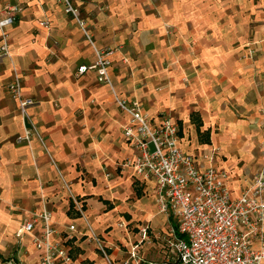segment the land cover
<instances>
[{
    "label": "crops",
    "instance_id": "obj_1",
    "mask_svg": "<svg viewBox=\"0 0 264 264\" xmlns=\"http://www.w3.org/2000/svg\"><path fill=\"white\" fill-rule=\"evenodd\" d=\"M6 1L20 11L7 28L10 61L0 59V264H39L30 236L16 237L32 211L51 212L52 241L71 264H107L38 142L15 143L23 126L5 88L15 72L34 101L31 118L112 260L134 246L146 264L161 255L159 236L173 220L157 212L153 183L129 164L135 152L121 131L128 118L111 89L96 70L77 75L96 61L85 33L96 48L112 50L107 72L119 98L138 102L152 124L169 116L181 149L200 165L217 148L232 198L250 187L264 160V0H73L83 29L58 0ZM248 44L253 60L245 59ZM41 229L36 222L34 233Z\"/></svg>",
    "mask_w": 264,
    "mask_h": 264
},
{
    "label": "built area",
    "instance_id": "obj_2",
    "mask_svg": "<svg viewBox=\"0 0 264 264\" xmlns=\"http://www.w3.org/2000/svg\"><path fill=\"white\" fill-rule=\"evenodd\" d=\"M58 1L65 14L83 29L84 23L73 0ZM19 11L18 5L0 0V59H10L7 28L16 22ZM40 25L46 26L47 23L41 22ZM85 36L96 61L80 66L77 75L96 70L99 72L98 82L112 88L107 72L112 50L96 48L86 33ZM5 88L17 102L22 121V134L16 138V143L30 144L35 137L47 151V144L38 134L28 111L34 101L23 96L16 72ZM113 96L120 112L128 118L121 131L123 140L135 152L129 164L138 178L153 183L159 213L173 220L168 246L176 255V264H264V164L250 187L239 197L232 198L227 173L215 165L217 148H211L203 155L207 165L202 166L181 149L178 126L169 116H162L157 124H152L138 102L119 98L115 93ZM67 190L70 192L68 187ZM70 199L77 214L84 218L79 202L71 195ZM38 221L42 229L34 233ZM87 228L100 253L107 257L100 238ZM69 230L74 231V226ZM147 233L148 227L140 229L142 239L147 238ZM54 234L51 214L42 211L34 215L32 221L23 224L16 237L30 236L34 248L40 251L39 264H71L72 258L66 248L60 242L52 241ZM129 258L140 263L137 246L130 249Z\"/></svg>",
    "mask_w": 264,
    "mask_h": 264
},
{
    "label": "rangeland",
    "instance_id": "obj_3",
    "mask_svg": "<svg viewBox=\"0 0 264 264\" xmlns=\"http://www.w3.org/2000/svg\"><path fill=\"white\" fill-rule=\"evenodd\" d=\"M167 28V27H166ZM252 45L253 44H248V52H247V56H246V58L245 59H247V60H253L254 59V57H255V55H256V50L252 47ZM91 46V45H90ZM102 50H106V49H102ZM9 60V59H8ZM10 61V60H9ZM112 83V82H111ZM110 88V87H109ZM111 89V92H112V95L114 94V91H113V89L112 88H110ZM114 97V96H113ZM33 120V119H32ZM33 122L35 123V121L33 120ZM35 126H36V128H37V132H38V134L43 138V140L46 142V144H47V151H45L42 147H41V145H40V143L38 142V140L34 137V138H32L31 139V141L33 140V139H35L37 142H38V144L40 145V147H41V149H42V151L45 153V155L47 156V158H48V160H49V163H50V165L53 167V169L55 170V172H56V175H57V177H58V179L60 180V182H61V184H62V188L66 191V194H67V198L69 199V200H71L70 199V195L72 196V197H74L78 202H79V206H81V202L79 201V199H77L74 195H73V193L71 192V188H70V183L69 182H67V180L64 178V175H63V173L61 172V170H60V168H59V166H58V164H57V162H56V160L54 159V157L52 156V154H51V152H50V150H49V146H48V142H47V138L45 137V136H42L41 135V133L39 132V129H38V127H37V124L35 123ZM17 138V137H16ZM16 138H15V143H16ZM31 141H30V143H31ZM17 144V143H16ZM27 145H30V144H27ZM261 147H262V150L264 149V141H262V144H261ZM213 148H215V147H213ZM263 164H264V160H263ZM108 177V176H107ZM69 188V190H70V192L67 190V187ZM153 204H154V207H155V209L157 210V212L159 213V211H158V209H157V206H156V203H155V200L153 199ZM8 207L11 209V210H16L17 209V207L15 206V205H13V204H8ZM42 212V211H41ZM48 212V211H47ZM40 212H36V211H32L31 212V215H32V218H34V215H37V214H39ZM50 214H51V212H49ZM83 214H84V211H83ZM161 214V213H160ZM162 215H165V216H167L166 214H162ZM51 216H52V214H51ZM81 219H82V221H83V223H84V225H85V228H86V233H88V236L86 235V238L88 239V241H90V242H92V243H94V246L96 247V250H97V252H98V254L104 259V261L107 263V264H125V262H128V264H136V261L135 260H132V259H130L129 258V252L127 253V252H124L123 253V256L124 257H122V258H120V260L118 261V262H116V261H114V260H112V258L110 257V255H109V253H108V248L106 249L107 250V257H104L101 253H100V251H99V249H98V247H97V245L95 244V242L90 238V232H89V230H88V228L87 227H89V228H91V230L93 231V229H92V227H91V225H90V223H89V221H88V219H87V217L85 216V214H84V218H82L81 217ZM146 227V226H145ZM143 228V227H142ZM169 228H170V224H168V228H167V230H166V233H162L160 236H159V238L161 239V243H160V250L162 251H160V256H158L157 258H155V260H156V262H154V264H176V255L173 253V251L171 250V248L168 246L169 245V240H170V238H169ZM94 232V231H93ZM94 234H96L95 232H94ZM97 235V234H96ZM148 235V234H147ZM98 236V235H97ZM99 237V236H98ZM90 238V239H89ZM100 238V237H99ZM100 240L102 241V243H103V245L104 246H106V244H105V241L103 240V239H101L100 238ZM106 248V247H105ZM165 250V253L167 252V254H166V256L164 255L165 253L163 252ZM142 257H143V254H142V252L141 253H139L138 254V258H140V263L139 264H146L144 261H145V258H143L144 259V261H143V259H142ZM148 261V260H147ZM150 261V260H149Z\"/></svg>",
    "mask_w": 264,
    "mask_h": 264
},
{
    "label": "trees",
    "instance_id": "obj_4",
    "mask_svg": "<svg viewBox=\"0 0 264 264\" xmlns=\"http://www.w3.org/2000/svg\"><path fill=\"white\" fill-rule=\"evenodd\" d=\"M71 206L74 207L72 203H71Z\"/></svg>",
    "mask_w": 264,
    "mask_h": 264
}]
</instances>
